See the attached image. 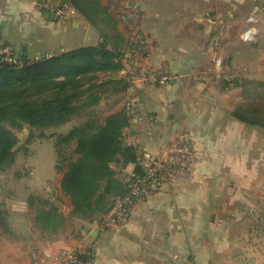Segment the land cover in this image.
<instances>
[{
  "label": "crops",
  "instance_id": "crops-1",
  "mask_svg": "<svg viewBox=\"0 0 264 264\" xmlns=\"http://www.w3.org/2000/svg\"><path fill=\"white\" fill-rule=\"evenodd\" d=\"M137 1L128 0L126 7L142 15L144 1L134 8ZM38 2L0 0V46L11 47L21 60L102 42L81 15L56 22ZM184 3L203 11L214 1ZM215 4L225 26L239 27L234 38L223 32L212 48L208 43L198 46L194 36L180 38L170 29L156 36L140 60L126 56L118 77L128 79L126 73L138 68L158 72L165 67L170 82L130 86L115 112H110L126 108L132 113L124 141L138 148L143 167L180 134H188L193 150L189 170L162 192L138 199L117 224L109 223L106 215L93 222L75 219V229L56 241L42 239L28 204L31 195L48 188L55 172L40 181L34 170L26 182L22 180L25 183H16L23 187L22 193L0 201L12 231L0 235V264H44L47 251L61 248L76 250L90 264H264V148L259 145L263 131L234 118L235 107L226 98L205 97L217 88L205 82L208 75L202 72L209 58H227L235 72L264 78V0H216ZM252 14L259 18L258 38L244 42L241 35ZM121 19L128 22L127 16ZM112 167L121 192L126 193L135 165ZM57 187L62 193L60 184Z\"/></svg>",
  "mask_w": 264,
  "mask_h": 264
},
{
  "label": "trees",
  "instance_id": "trees-1",
  "mask_svg": "<svg viewBox=\"0 0 264 264\" xmlns=\"http://www.w3.org/2000/svg\"><path fill=\"white\" fill-rule=\"evenodd\" d=\"M72 4L98 32L102 42L39 60L16 63L0 60V173L15 159L16 130H49L79 121L69 131L52 135L56 153L55 170L60 190L69 199L70 218L93 222L107 216L115 201L127 195L115 179V164L135 165L132 181L146 174L138 148L127 145L124 130L131 124L128 109L101 117L103 100L122 96L130 82L119 78L130 42L119 29V20L100 0H72ZM231 86L264 90V82L224 80ZM240 122L264 129V106L238 107L232 112ZM40 137H44L41 135ZM34 224L42 239L56 241L66 235L69 219L48 199L28 198ZM99 220V219H98ZM101 221V220H99ZM12 234L6 211L0 204V235ZM83 257H85L83 255ZM86 258V257H85Z\"/></svg>",
  "mask_w": 264,
  "mask_h": 264
},
{
  "label": "rangeland",
  "instance_id": "rangeland-1",
  "mask_svg": "<svg viewBox=\"0 0 264 264\" xmlns=\"http://www.w3.org/2000/svg\"><path fill=\"white\" fill-rule=\"evenodd\" d=\"M100 1L104 6L109 7L110 11L119 20V26L122 28L121 31L131 45L125 50L127 53L126 56L128 55L130 60L134 62L140 60L145 52L147 53L151 50V43L149 41L156 38V36L168 34L169 29L173 30L172 32H179L180 38L188 39L189 36H194L199 41L197 43L198 46H205L208 43L209 47L216 48L215 44L220 40L219 38L223 37V32L228 37H231L230 39H233L234 34L237 33L239 28L233 25L225 26L218 19L216 0H213L214 3L203 11L186 8L184 5L185 0H143L144 6L141 9L144 10V13L142 15L126 7L128 0ZM130 1L132 2L133 0ZM197 13L203 17L201 19L196 18L195 15ZM123 16L128 17V22H124L121 19ZM241 28L244 29L245 26L243 25ZM16 57L18 58L17 53ZM41 58L44 57L35 60ZM217 60L218 58H209L207 60L208 66L204 65L202 68V72L206 74L205 76L207 77L208 75L207 79L209 82L206 80L205 82L214 84L215 88H217L214 92L208 91L204 96L207 98L224 97L226 98L227 104L230 107H235L234 109L238 107L243 109H253L258 106L263 107L264 90L233 86L228 90H224L223 87L224 80L238 79V84H240L245 80L264 82V78L245 72H235L234 66L227 58H222L221 67L218 69L216 67ZM206 67L209 69L207 70ZM163 68L165 69V67ZM120 97L113 96L107 100H103L101 105L96 108L99 115L104 117L110 114V112H115ZM78 123L79 121H74L60 128L44 131L35 130L33 131V135L27 127L16 130L15 134L18 138V144L15 147L14 162L10 167L0 173V201L4 203V197L6 195L22 193L23 187L17 186L16 183H25L31 177L34 170L37 172V179L40 181H44L50 177V174L54 170L55 174L48 188L34 195L42 199H48L51 203H54L58 207L59 212L63 213L69 219L65 226L66 234L75 229L76 221L74 218H70L71 205L69 199L58 191L57 186L62 176L55 170L57 158L54 148L55 140L52 138V135L65 133ZM259 131H263V134H259V145L264 148V129L259 128ZM41 135H44V137H40ZM187 171L182 172L181 175H184ZM120 221L114 222L113 224L115 225Z\"/></svg>",
  "mask_w": 264,
  "mask_h": 264
},
{
  "label": "built area",
  "instance_id": "built-area-1",
  "mask_svg": "<svg viewBox=\"0 0 264 264\" xmlns=\"http://www.w3.org/2000/svg\"><path fill=\"white\" fill-rule=\"evenodd\" d=\"M38 6L43 11L51 14L56 22L69 21L72 17L78 15L72 0H39ZM261 14L264 16V8H262ZM246 22L248 27L242 33L241 38L244 42H255L259 34L256 28L259 22L258 15H250ZM17 59L14 49L9 46H0V60L16 63ZM220 64L221 61L218 59L216 62L218 69L221 67ZM126 77L131 86L138 83L150 86H166L170 82V74L166 68H162L158 72L138 68L126 73ZM192 156L193 150L188 134H180L171 147H167L164 153L159 154L148 164L146 174L143 177H138L134 181L130 180L129 193L115 201L106 220L109 223L122 220L138 199L162 192L182 172L188 170ZM43 263L90 264V261L72 248H61L55 251H47Z\"/></svg>",
  "mask_w": 264,
  "mask_h": 264
},
{
  "label": "water",
  "instance_id": "water-1",
  "mask_svg": "<svg viewBox=\"0 0 264 264\" xmlns=\"http://www.w3.org/2000/svg\"><path fill=\"white\" fill-rule=\"evenodd\" d=\"M139 6H141V2L138 0L135 5H134V8H138ZM124 19V18H123ZM125 20V19H124ZM23 61H25L24 58H22Z\"/></svg>",
  "mask_w": 264,
  "mask_h": 264
}]
</instances>
